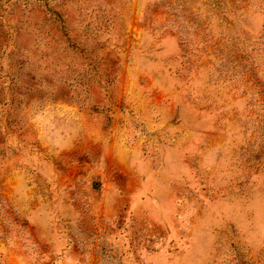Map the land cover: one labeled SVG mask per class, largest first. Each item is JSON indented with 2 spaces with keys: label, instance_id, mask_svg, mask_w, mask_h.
Masks as SVG:
<instances>
[{
  "label": "rangeland",
  "instance_id": "obj_1",
  "mask_svg": "<svg viewBox=\"0 0 264 264\" xmlns=\"http://www.w3.org/2000/svg\"><path fill=\"white\" fill-rule=\"evenodd\" d=\"M0 264H264V0H0Z\"/></svg>",
  "mask_w": 264,
  "mask_h": 264
}]
</instances>
